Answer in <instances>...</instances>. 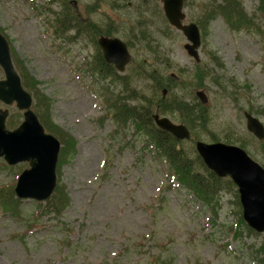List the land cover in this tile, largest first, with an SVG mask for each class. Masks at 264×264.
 Instances as JSON below:
<instances>
[{
    "label": "rangeland",
    "instance_id": "obj_1",
    "mask_svg": "<svg viewBox=\"0 0 264 264\" xmlns=\"http://www.w3.org/2000/svg\"><path fill=\"white\" fill-rule=\"evenodd\" d=\"M211 1L185 0L184 23L201 18ZM242 2L258 29L235 31L217 17L205 35L201 33L197 62L184 48L186 36L168 25L162 2L69 0L76 14L100 28L124 23L115 34L131 43V60L123 75L142 59L152 60L133 37L143 16V25L155 38L152 46L173 64H161L160 70L186 80L170 92L163 88V97L177 94L195 102L200 101L197 91H202L207 102H200L210 108V127L221 136L243 138L244 150L263 165L264 144L247 130L244 112L264 125V5L259 8V0ZM59 9L58 0H0V30L16 61L38 82L32 86L51 100L53 122L76 140V152L60 167V182L70 197L62 215L40 216L38 201L28 198L21 199V219L0 207V264H264V232H248L239 220L237 185L220 194L217 214L181 187L169 166L147 147L144 134L113 119L109 104L121 88L109 78L101 79L87 64L97 48L91 30H54L53 11ZM209 51L223 59L224 68L215 66ZM197 64L208 74L201 88L195 87ZM136 85L150 94L149 82ZM0 108L9 111V129L23 120L15 104L0 101ZM165 115L179 122L175 113ZM199 133L201 140L210 141L207 131ZM183 145L190 157L198 156L195 143L187 140ZM26 167V161L11 166L0 159V188L15 186ZM28 222L39 226L28 232ZM238 230L241 234L236 236Z\"/></svg>",
    "mask_w": 264,
    "mask_h": 264
},
{
    "label": "trees",
    "instance_id": "obj_2",
    "mask_svg": "<svg viewBox=\"0 0 264 264\" xmlns=\"http://www.w3.org/2000/svg\"><path fill=\"white\" fill-rule=\"evenodd\" d=\"M58 1L60 9L53 11L54 30L57 33H66L69 29H74L76 34L91 30L94 36L92 40L97 48L92 61L87 64L101 79L109 78L113 84L116 83L121 88V91L117 92L112 102L109 104L111 106V115L113 119L122 127H128L129 125L132 126L135 133H143L147 140V147L151 146L155 150V153L169 166L171 170L170 174L175 177L180 186L193 193L196 199L202 200L212 209L214 214H217V207L219 206L221 198L220 194L224 190L235 189V185H233L229 178H220L209 171L199 156L194 158L190 157L183 147L184 141L177 140L165 130H160L155 125L152 115L156 112L160 115L175 113L176 118L179 119V123L184 124L191 130V138L189 141L193 143L201 139L200 131H207L209 134L207 139L210 141H224L229 144H237L244 149L245 142L243 138L233 139L230 133H225L221 136L220 132H215L213 128L210 127L212 122L210 108L208 105L201 104L196 98L195 102H190L186 97L184 98L177 94H171V99H168L167 96L163 97V88H166L167 92H170L178 85H185L186 80L174 78V76H172L174 72L165 74L160 70L161 64H164L166 67H172L173 64L165 54L159 51L158 46H152V41H154L155 38H153L152 32L147 30V26L143 25V16H140V19H138V22L141 24L138 25L139 31L136 36L133 37H136L144 44L143 46L148 51L147 54L152 56V62L144 58L140 65L131 68L130 74L121 75L115 71L112 65L105 63L102 53L99 51L96 39L101 35L113 37V35L121 32L124 23L117 21L105 28H100L94 21H85L76 14L73 7L70 6L69 0ZM259 2V8L263 7L264 0H259ZM217 17L222 18L224 22L227 23L228 27L235 31H240L241 29L252 30V28L258 29L257 22L254 21L253 16L248 15L244 9L242 0H212L207 4L203 10L202 17L196 21V24L200 26L199 28L202 34L205 35L209 22ZM1 33L3 32L1 31ZM126 42L127 45L131 47L130 41L128 40ZM11 55L14 65L22 78L24 88L33 95L34 112L37 113L46 132L48 131L52 135H55L61 142L62 148L60 150V159L57 166L58 185L53 195L48 200L37 203V210L40 216L51 213L60 216L68 207L70 201L66 186L60 182V167L68 162L70 160L69 158H72L76 152V140L72 134H69L61 126L53 122L51 100H49L47 95L45 96L32 86L35 84L34 86L36 87L38 82L36 80L33 81L34 78L28 74L27 70L20 67V62L16 61L12 49ZM208 57L217 68L225 67L223 59L220 58L216 52L209 51ZM206 71L207 70L202 68L199 64L196 65L195 76L198 81L195 87H203V81L207 80L208 77ZM139 81H147L150 83L149 95L140 92L139 85H136ZM211 82L219 83L216 79H212ZM221 84L223 85L222 82ZM192 93L190 89V94ZM232 96L235 100L238 99L235 93H232ZM261 144L263 145L264 141L261 142ZM197 165H201L202 169L198 170L196 168ZM13 188L14 186L0 188V207L12 217L21 219V200L14 195ZM235 197L239 208V220H241V223H244L241 218L242 208L240 207L237 192L235 193ZM38 226L36 222H28L27 230L29 232L32 228ZM245 227L248 232L256 234L252 229L247 226ZM235 234L238 236L241 234V231H235Z\"/></svg>",
    "mask_w": 264,
    "mask_h": 264
},
{
    "label": "water",
    "instance_id": "obj_3",
    "mask_svg": "<svg viewBox=\"0 0 264 264\" xmlns=\"http://www.w3.org/2000/svg\"><path fill=\"white\" fill-rule=\"evenodd\" d=\"M158 1V0H156ZM163 12L169 25L174 26L186 36L190 56L199 61L198 49L201 44L199 27L195 23H183L184 0H161ZM100 51L108 64L115 65L123 71L131 54L126 43L114 36L101 35L98 39ZM0 67L4 78L0 79V101L6 105L14 104L23 113V121L15 129L9 130L5 125L9 116L8 109L0 108V158L9 165L27 161L29 167L19 175L14 189L21 199L32 198L37 201L50 197L57 185L56 166L60 152V141L45 131L38 116L32 111L31 94L24 89L21 78L14 67L10 55V45L0 33ZM202 103L207 99L202 91H197ZM246 127L256 138L264 139V125L255 116L245 112ZM156 125L168 131L179 140H187L190 130L183 124L173 123L169 118L153 115ZM196 151L207 168L220 177L229 176L238 187L242 218L253 230L264 232V167L254 161L247 151L237 145L224 142L196 143Z\"/></svg>",
    "mask_w": 264,
    "mask_h": 264
}]
</instances>
